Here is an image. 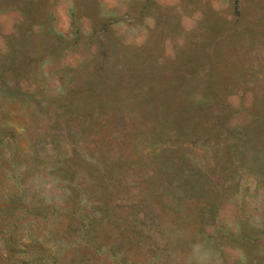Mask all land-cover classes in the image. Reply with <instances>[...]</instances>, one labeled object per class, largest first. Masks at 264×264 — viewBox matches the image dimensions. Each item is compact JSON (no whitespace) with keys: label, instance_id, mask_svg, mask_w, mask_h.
Listing matches in <instances>:
<instances>
[{"label":"rangeland","instance_id":"374dc122","mask_svg":"<svg viewBox=\"0 0 264 264\" xmlns=\"http://www.w3.org/2000/svg\"><path fill=\"white\" fill-rule=\"evenodd\" d=\"M0 264H264V0H0Z\"/></svg>","mask_w":264,"mask_h":264}]
</instances>
